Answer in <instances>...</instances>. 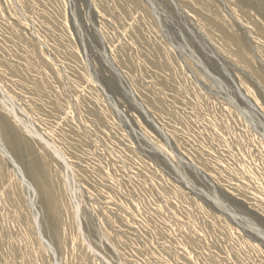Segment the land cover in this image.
I'll list each match as a JSON object with an SVG mask.
<instances>
[{
    "label": "rangeland",
    "instance_id": "374dc122",
    "mask_svg": "<svg viewBox=\"0 0 264 264\" xmlns=\"http://www.w3.org/2000/svg\"><path fill=\"white\" fill-rule=\"evenodd\" d=\"M263 183L264 0H0V264H264Z\"/></svg>",
    "mask_w": 264,
    "mask_h": 264
},
{
    "label": "bare ground",
    "instance_id": "6f19581e",
    "mask_svg": "<svg viewBox=\"0 0 264 264\" xmlns=\"http://www.w3.org/2000/svg\"><path fill=\"white\" fill-rule=\"evenodd\" d=\"M214 8H215V7H214ZM217 8H218V7H217ZM210 9H211V8H210ZM218 13H219V12H218ZM226 22H228V21H226ZM260 25H261V24H260ZM262 27H263V26H262ZM258 31H259V30H258ZM33 135H34V134H33ZM34 136H35V135H34ZM34 136H33V137H34ZM33 137H32V138H33ZM35 137H36V136H35ZM35 139H36V138H35ZM41 139H42V138H41ZM36 140L39 141V137H38V139H36ZM43 142H44V141H43ZM43 142H42V143H43ZM42 143L40 142V144H42ZM43 144H45V143H43ZM45 146L47 147V144H45ZM40 149H41V148H40ZM45 149H46V148H45ZM50 149H51V148H50ZM49 154H50V153H49ZM50 155H51V154H50ZM50 155H49V156H50ZM51 156H52V155H51ZM51 156H50V157H51ZM52 157H54V158L56 159V161H57V160H59V161L62 160V158H61L60 155H58V154L55 155V156H52ZM243 169H244V168H243ZM263 184H264V183H263ZM263 186H264V185H263ZM263 193H264V192H263ZM76 208H77V207H76ZM77 209H78V208H77ZM77 209H75V210H77ZM75 212H76V211H75ZM187 217H188V216H187ZM188 220H189V219H188ZM73 221H74V220H73ZM74 222H75V221H74ZM74 222H73V223H74ZM192 223H193V222H192ZM77 225H78V224H77ZM76 228H78V227H76ZM91 249H92V248H91ZM86 250H87V249H86ZM89 253H90V252H89ZM67 262H68V261H67Z\"/></svg>",
    "mask_w": 264,
    "mask_h": 264
}]
</instances>
